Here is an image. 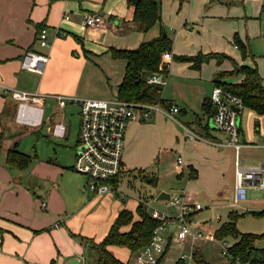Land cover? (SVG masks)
<instances>
[{"label":"crops","instance_id":"1","mask_svg":"<svg viewBox=\"0 0 264 264\" xmlns=\"http://www.w3.org/2000/svg\"><path fill=\"white\" fill-rule=\"evenodd\" d=\"M158 1L160 4L159 21L155 22L146 32H141L131 19L132 7L127 4V0H0V82L16 89L36 91L43 94L42 105L52 103L46 119L54 118L52 111H57L55 110L56 102L53 97L55 94L94 98L116 96L117 85L123 76L125 60L113 57L110 49L136 47L138 44L136 46L120 44V35L129 32L144 33L142 35L143 40L151 39L160 33L168 36L167 31L162 29L163 26L167 25V20L163 19L161 0ZM165 1L171 8L173 5H177L179 8L187 7L189 16L190 0ZM233 1L235 3H231L227 10H232L236 14L242 13L245 24L248 14L251 15L252 13V6L255 1H258L257 5L260 12L263 11L261 0ZM214 2L215 0H209L208 4H204V14L209 11ZM67 12L70 13L69 16ZM85 13L101 14L105 19L104 25L85 26L82 23V17ZM184 18L181 23L182 27H191L187 23L186 15ZM218 18L215 15L212 19L218 20ZM41 28H46L49 35L50 43L45 48L40 47L36 42V33ZM54 28H59L64 35H54L52 31ZM244 32L245 36L248 33L250 34L249 29ZM136 37L135 42L141 38V35ZM143 40H139V42ZM240 41L246 46L247 39ZM172 46L171 43L170 60L166 73L162 77L160 97L168 101V105L175 104L178 107V111L174 114L175 120L168 118L162 112L153 111L157 113H155V119L152 122L144 123L148 117L129 121L124 134L125 144L121 157L122 168L120 174L141 170L142 174L147 172L149 175L156 176L155 185L146 183L152 188L151 197H154L155 200L164 201L167 213L174 211V207L169 203L171 196L182 195L187 202H199L196 196L200 192H203L210 206L224 208L228 213L233 210L237 212L236 209H242L241 211L264 210V192L261 190L262 194L248 198L246 194L243 199L246 200L245 202L241 201L238 205H234L232 200L234 151L231 146L226 144V134L209 126L208 121L212 115L207 117L203 109V102L208 99L211 88L214 86L212 78L215 73L213 71L209 76H206V79L202 78L199 74L201 64L208 60L214 61L216 64L215 69H220L223 64H227L223 60L225 57L219 59V61L215 56L205 58L199 67L195 68L191 66L190 61L174 62L173 58L175 60L179 59L173 56L179 55L174 54ZM233 49H237L234 44ZM28 50L43 51L48 54V60L43 65L40 73L21 69L20 59ZM218 50L214 48L205 51H209L207 53L210 54L220 53ZM195 52H190V55L200 53ZM98 70L107 80L106 82L103 81L102 84L100 83ZM220 70L226 69L221 68ZM87 71L90 73L95 71L96 75L89 77ZM107 73H112V79L107 76ZM182 77L183 80H181ZM240 77H242L241 74ZM225 79L226 81L230 80V78ZM261 82L264 86L263 76H261ZM180 87H184L186 91H182ZM68 105L71 104L58 107L60 109L58 111L62 112L61 118L59 116L57 120L52 121H62L64 123L63 136H53L49 132L50 125H47V134L56 138L67 139L70 134V126L66 124V113L63 114V112L65 108L69 107ZM159 105L163 107L162 104ZM15 107L16 101L8 93L1 92L0 264H68L72 258L78 260L77 264H94V257L88 255L86 246L78 237V235L85 236L81 234L84 231L77 224V220L79 216H82L86 202L81 204L82 200L78 198L76 189L80 187L82 194L86 192L93 194L86 190L84 185L82 187L81 182L72 185L71 194L65 191L67 186L64 184L61 188V178L64 171L67 168L72 170L78 126L72 145L70 144L71 140L69 143L50 142L47 146V151H49L47 156H37L34 153L35 158L31 160L33 156L17 146L18 137L20 136L17 130L23 125L14 121ZM44 113L45 106L42 121L36 127L40 126L45 120ZM170 120L178 123L179 127L183 129V137H176L174 149L178 151L175 152V159L171 160L173 170L160 175L157 174V171L152 170L150 163L155 159V155L161 156V153L166 152L167 146L159 148L157 143H154V158L146 157L142 160L139 154L142 140L145 138L139 136L138 133L146 127L151 129L153 123L156 122L160 124L157 130L163 140L165 136L168 137L169 129L174 128ZM237 125L242 143L237 156L239 164L243 166L258 164L264 160V112L257 113L253 109L243 107L237 115ZM184 127L195 132L199 138L188 139L184 137ZM14 147L30 157L28 164L25 166L30 165L28 167L29 171L26 172V181L23 180L26 173L18 175V172L24 167L18 168L5 162L7 151ZM59 151L60 155H58ZM69 151L70 160L65 157V153ZM177 156L182 158L179 165L175 161ZM78 174L84 177L82 174ZM120 174L113 184L115 193L116 187L119 186ZM163 175L172 178V181L168 184L170 188H166L167 186L156 188L159 177ZM83 184H85V177ZM191 186L196 188L195 192H192L193 189H189ZM29 187L32 193H30ZM162 190L169 193L167 200L156 199L157 194ZM248 190L253 191L255 189ZM193 193L196 195L194 196ZM93 196L100 197V200L113 197L111 191L104 195ZM77 198L78 201H74ZM142 199L138 196V200L135 199V204L131 208L124 199H122V202H115L116 206L107 221L105 230L98 238H88L93 239L95 242L101 240L121 208H128L132 211L134 218H137L135 207L138 201H142ZM42 201L45 202L44 206L41 205ZM74 203H76L75 206H73ZM144 203L146 206V200H144ZM195 212L191 215V220ZM194 224L193 229L202 234L213 233L214 229L218 227H214L212 224L209 226L206 221L195 222ZM127 228L128 226H123L121 229L126 230ZM174 229L173 224H168V227L163 231L166 244L164 251L157 260L158 264H166L170 261L171 258L166 257V252L173 241L179 246L186 243L188 247L187 251L179 249L176 254L177 257H174V264L179 258L186 263V260H195L193 258L195 254L200 258L201 253L198 245L195 244L196 240L200 238L204 241L218 240L216 238L195 237L178 241L172 239ZM106 249L121 262L131 264L133 254L126 247L109 244ZM121 249L126 251L127 258L121 257L119 253ZM181 254H184L183 258H181Z\"/></svg>","mask_w":264,"mask_h":264},{"label":"rangeland","instance_id":"2","mask_svg":"<svg viewBox=\"0 0 264 264\" xmlns=\"http://www.w3.org/2000/svg\"><path fill=\"white\" fill-rule=\"evenodd\" d=\"M200 2V3H199ZM209 0H190V14L188 16L187 7L179 8L177 5H173L171 8L170 5L165 1L161 0L162 5V16L163 19L167 20V25L163 26L162 29L167 31L169 38L172 42V48H174V54L176 55H184L188 56L193 51L200 52V53H207L209 51H205L208 49H219L218 52H223L226 57L223 59L226 62V65H222V69L230 70L235 65H239L244 63L248 66L255 67L258 71L259 76L264 77V0H261V5L263 4V11L260 12V8L258 7V1H255L252 6V13L251 15L248 14L246 19V24L244 20L243 14H236L234 11H228L227 7L231 3H235L233 0H215L214 4L210 7L209 11L204 14L203 8L204 4H208ZM185 9V10H184ZM70 13L67 12L69 16ZM186 15L187 23L191 25V27H182V22L185 19L184 16ZM217 15L219 18L218 20H213L212 18ZM249 21V22H247ZM181 25V26H180ZM169 26V27H168ZM171 27V29H170ZM250 31V34L245 36V30ZM227 33L228 36H227ZM144 33L141 32H129L124 35H120V44L124 45H132L136 46L139 40H143L142 37ZM140 39H137L135 42V37L140 36ZM236 36L239 40L244 41L247 39L246 48L242 55L240 48L233 49V36ZM136 37V38H137ZM148 40V39H147ZM200 50V51H198ZM222 60V61H223ZM175 62H186V61H179L175 60ZM219 64V63H218ZM216 64L214 61H204V64H201L200 67V76L206 79V76H209L213 71L214 73L220 69H215ZM165 70V68H163ZM215 69V70H214ZM165 72V71H164ZM89 77H94L96 75L95 71L90 73L87 71ZM98 76L100 77V83L102 84L103 81H107L104 75L99 72ZM112 79V73H107ZM212 78V76H211ZM229 81L236 82L239 81L242 77L240 74H233L229 76ZM184 78L182 77L181 80ZM182 91H186L184 87H180ZM56 102V101H55ZM43 106V105H42ZM45 120L43 123L36 127V126H26L18 128V133L20 136L18 137V147L19 149L27 152L31 156L33 154H37V156H47L49 151H47V146L50 142L56 141L57 143H64L70 141L72 145L73 137L75 135L77 126H78V109L75 105H68V108H63L65 114V122L70 126V134L68 135L67 139L63 138H56L47 134V125H51L53 120H57L60 116L61 118V111L57 105L55 104V110L52 111V115L54 118L46 119L48 115V111L51 110L52 103L45 104ZM43 106V108H44ZM155 113L152 112L150 116L145 120V124L152 122L155 119ZM167 119V118H166ZM168 120V119H167ZM174 128H170L168 131V137H164L162 140L161 136L158 134V127L160 124L154 122L151 129L146 127L139 131L138 135L143 136L145 139L142 140L141 143V152L140 158L144 160L146 157L154 158V143H157V146H167L166 152L161 153V156L155 155V159L152 160L150 163L151 168L153 171H157V174L162 175L163 173L167 174L169 171L173 170V165L171 160L175 159V152L174 144L176 143V137H183V129L179 127L178 123L170 120ZM52 122V123H51ZM210 127H213V122L211 118L208 121ZM171 138L173 139L171 141ZM139 139V138H138ZM137 139V141H138ZM125 144V135H124V143ZM140 144V141H139ZM158 148V149H159ZM124 149V148H123ZM58 152V151H57ZM72 153V149H71ZM123 153V152H122ZM53 156L54 154L51 153ZM52 155H50L52 157ZM60 155V151L58 153ZM65 157L70 160V151L65 153ZM35 158V155L31 158V160ZM123 160V159H122ZM31 162V161H30ZM24 167L18 175L26 173L29 171L28 167ZM31 169V168H30ZM152 175H149L147 172L145 173H138L137 171H128L120 174V182L119 186L116 187V193L112 192L111 199H102L100 197H95L89 193L82 194L80 192V187L76 189V193L78 198H81V204L86 202V206L82 211V216H79L77 220V224L82 228L84 233H81L87 237L98 238L102 232L106 228L107 221L110 219L112 211L115 208V202H122V199L127 202V205L131 208L133 204H135V199L138 196L142 197V203H144V199L146 200V209L149 213L151 208H155L161 212H166L167 208L164 204V201L155 200L154 197H151L152 188L149 184L146 183L147 178H151ZM27 173L24 175L23 180L26 181ZM62 183L67 186L65 191L71 194V187L77 182L82 183V187L84 183V177L78 174V172L74 171L73 169L67 168L62 175ZM60 180V182H61ZM172 181L171 177H159L157 187H166L170 188L168 184ZM192 192H195L196 188H192ZM155 190V189H154ZM30 193L32 191L30 190ZM106 194V193H105ZM247 198L255 195L262 194L260 190H248L247 189ZM252 194V195H250ZM104 195V194H102ZM195 196L196 194L193 193ZM100 196V195H96ZM199 200V204L201 205V209H199L193 215L192 221L195 222H205L214 225V227L219 226L221 222L228 220V211L221 207H213L210 206L208 200L206 199L203 192H200L197 196ZM74 199V201H78ZM246 198V199H247ZM245 202L246 200H241ZM240 201V202H241ZM74 203L73 206H75ZM126 205V206H127ZM128 209V208H127ZM238 216L235 219V226L238 231L240 232H252V233H262L264 232V213L261 215H253L248 212L241 211L242 209H236ZM243 212V213H241ZM87 215V216H86ZM227 245H230L234 238L231 236H227L224 239ZM195 244L198 245L199 251L201 253V260L204 259L203 264H227V257L221 254V246L220 241H204L202 238L195 241ZM254 245L258 248H264V236L255 240ZM179 249L187 251L188 247L186 243H183L181 246L177 245L176 242H171L169 245L166 257L169 256L171 259L170 261L166 262V264H173L174 257L178 253ZM122 258H127L126 251L121 249L119 252ZM177 257V256H176ZM131 260V259H130ZM188 264H197L195 260H186Z\"/></svg>","mask_w":264,"mask_h":264},{"label":"built area","instance_id":"3","mask_svg":"<svg viewBox=\"0 0 264 264\" xmlns=\"http://www.w3.org/2000/svg\"><path fill=\"white\" fill-rule=\"evenodd\" d=\"M85 26H102L104 17L99 13H85L82 17ZM54 35H64L59 28H54ZM36 42L40 47L49 46V35L46 28L36 33ZM235 46V45H234ZM236 47V46H235ZM48 60V54L43 51L28 50L20 59L21 69L40 73ZM170 60V51L161 53L160 66L167 70ZM164 65V66H163ZM146 82L162 83L161 75L153 73L146 78ZM8 93L15 101L14 121L21 125L36 126L41 123L44 108V95L36 91H26L10 87L0 82V93ZM57 105H75L78 109V129L74 144L72 169L85 177V189L93 195H102L115 189L113 179L120 174L121 157L123 152L124 134L129 121L146 119L151 112H162L168 118L175 120L174 114L178 111L175 104L161 107L159 104L129 101L117 96L109 98L80 97L73 95H53ZM209 101L215 110L210 117L213 127L226 134V144L234 151V182L232 200L234 205L246 197L247 189H259L264 192V160L255 165H240L237 159L240 141L237 115L243 109L242 98L226 88L214 85L209 94ZM65 125L62 121L53 122L49 132L56 137H62ZM184 137L197 139L199 136L184 127ZM176 163L182 162L177 156ZM174 207L171 213L161 212L151 208L149 214L158 221L152 229L147 243L133 253L131 264H156L165 248L166 239L163 231L168 224H173L172 239L182 241L187 238L203 237L214 239L213 233H200L193 229L195 226L191 215L201 208L199 202H187L182 195L169 198ZM45 202H41L44 206ZM221 254L230 259L228 245L220 240ZM184 254H181V258ZM236 264L240 262L235 257Z\"/></svg>","mask_w":264,"mask_h":264},{"label":"trees","instance_id":"4","mask_svg":"<svg viewBox=\"0 0 264 264\" xmlns=\"http://www.w3.org/2000/svg\"><path fill=\"white\" fill-rule=\"evenodd\" d=\"M127 4L131 5V19L136 23L137 29L141 32H146L160 19V4L158 0H127ZM233 40L234 45L240 48L243 55L246 46L235 35L233 36ZM171 43L169 36L160 33L151 39L139 42L134 48H111L110 53L113 57L125 60L123 76L117 85L116 96L124 100L162 104L163 107H166L168 101L160 97L161 83H148L146 82V78L153 73H157L161 77L165 75L166 70L163 69L164 67H159L161 53L166 50L170 51ZM214 56L217 57V61L226 57L224 53H197L195 55L173 57L182 61H190L191 66L197 68L203 59ZM233 74H241L242 78L237 82L226 81L225 78ZM212 83L240 96L244 107L253 109L257 113L264 112V86L255 67L239 64L230 70H218L212 78ZM203 109L207 117L213 114L215 108L210 103L209 98L203 102ZM29 160L30 157L27 154L20 152L15 147L9 149L5 157V162L8 165L18 168L25 167ZM137 172L142 173L141 170H137ZM116 179L115 177L112 180L113 184L116 182ZM156 179V176L152 175L151 178L146 179V182L155 185ZM135 213L137 218H134L131 210L121 208L112 220L106 234L97 242L91 238L78 235L79 240L86 246L88 255L94 257V264H128L115 258L106 249V246L109 244L124 246L133 254L147 243L152 229L157 225L158 221L151 217L142 201H138ZM250 213L261 215L264 213V210L250 211ZM237 216L238 213L236 211H230L228 213V220L221 222L213 232L214 238L218 240L224 239L227 236L234 238V241L227 247L230 255L227 264H236L235 257H238L240 262L247 261L248 264H264V248H258L254 245L256 239L264 236V232L238 231L235 226ZM123 226H128V228L122 230ZM193 256L197 264H203V259L201 260L196 254ZM174 264L187 263L179 258Z\"/></svg>","mask_w":264,"mask_h":264},{"label":"water","instance_id":"5","mask_svg":"<svg viewBox=\"0 0 264 264\" xmlns=\"http://www.w3.org/2000/svg\"><path fill=\"white\" fill-rule=\"evenodd\" d=\"M169 198V193L166 192V191H160L157 196H156V199H164V200H167ZM78 263V260L76 258H72L68 264H77Z\"/></svg>","mask_w":264,"mask_h":264}]
</instances>
